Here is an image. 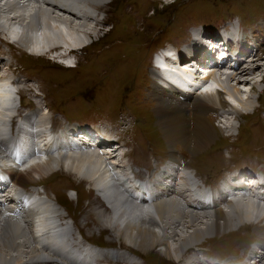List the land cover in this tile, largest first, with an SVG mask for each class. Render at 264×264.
<instances>
[{"label": "rangeland", "instance_id": "obj_1", "mask_svg": "<svg viewBox=\"0 0 264 264\" xmlns=\"http://www.w3.org/2000/svg\"><path fill=\"white\" fill-rule=\"evenodd\" d=\"M99 3L104 12L102 16L104 21L99 23L97 18V23L85 24L87 27L83 26L81 30L91 32L90 38L80 47V44L70 47L74 51L82 50L77 55V67L73 69H64L59 65H56L57 68L53 65L45 67L46 64L59 58L58 49L54 45L50 47L52 51L31 55L25 64L23 59L27 56H23L16 64L23 70L34 73L35 81L43 82L40 89L43 90L46 103L48 104L49 98L51 107L55 111L65 112V116L61 114L58 116L64 119V117H75L72 114H77L81 120L86 118L89 121H109L119 130L118 134L130 140L132 148L135 147L134 151L137 149L135 158L141 163L151 166L155 159L158 163L163 162L170 159L171 154L175 152L176 162L187 163L189 166H184H188L189 170L191 167L195 169L197 174L212 186L213 183L218 184V180L226 174V169L231 168L232 165L239 166L251 160L250 158L252 160L248 163L264 161V94L259 95L257 101L260 106L256 104L255 110L241 112L237 121L233 118L227 119L230 125L233 124L232 122L237 125L230 131L223 127L222 120L221 122L215 120L217 116L215 114L217 111L219 113L221 108L209 111L207 116L217 129V135L212 139L210 147L206 146L205 149L194 152L181 143L174 147L169 146L157 123L156 113L162 110L161 103L170 104V102L164 100L156 103L150 90L155 84L150 68L154 50L169 41L181 44L187 40L192 26H199L202 23L217 27L230 22L238 23L240 19L245 29L251 28L250 31L256 32L259 41L264 43V0H109ZM57 14L59 13H55ZM11 15L1 13L0 18ZM28 17L30 19V15L25 19L27 20ZM227 18L228 21H225ZM72 24H78V21ZM89 26L91 28H88ZM92 27L100 33L94 34ZM60 45L68 48L66 45ZM255 46L262 47L257 53L264 58V44ZM94 52H96L95 56H93ZM259 62L261 64L257 65V73L246 75L248 80L244 84L232 80V84L239 85L243 98L255 81L260 83L259 88L264 86L262 78L264 60ZM30 63L39 68L32 69ZM246 64V62L242 65L239 63L238 66L243 67ZM234 77L238 78L237 75ZM222 78L226 77L222 76ZM259 88L256 92L254 89L251 91L258 93ZM223 108L230 110L226 105ZM86 111L93 113L84 117ZM192 112V110L188 111L190 117L193 116ZM237 131L236 136L227 135L228 132ZM245 138L249 140H244ZM238 142L241 145H238ZM121 155L125 157L127 153L122 151ZM122 161L127 163L124 158ZM17 175H20L18 178L21 185L44 182V186L48 187L49 196L52 197L50 199L63 211L66 221L76 222V234L80 229L89 241L99 246L126 245L117 240L108 228H101L103 221L97 212L111 211V209L103 202L97 191L78 175L65 170H56L36 182L28 181L22 172L15 177ZM53 179L56 182L51 183ZM216 211L222 212L223 215L228 210ZM178 223H175L179 233L175 237L177 240L180 235L190 230L189 227H180ZM67 227L66 225L65 231L68 233L70 230H67ZM25 232H29L28 229L25 228ZM258 233L255 225L246 227L245 223L240 222L232 229L205 237L202 245L214 256L239 255L244 245L252 238L255 241ZM109 235L111 238L108 237ZM175 238L170 239L171 243L175 244L173 247L178 244ZM131 249L138 255H133L132 260L138 261L139 264H191L186 261L187 255L194 250L193 247L189 248L180 260L174 261L161 254L159 247L147 253L137 251L135 248Z\"/></svg>", "mask_w": 264, "mask_h": 264}, {"label": "bare ground", "instance_id": "obj_2", "mask_svg": "<svg viewBox=\"0 0 264 264\" xmlns=\"http://www.w3.org/2000/svg\"><path fill=\"white\" fill-rule=\"evenodd\" d=\"M100 1L109 0H46L47 4L52 6L51 8H44L39 5L35 7L33 14H31L33 9L23 11V13L16 10L14 13L17 14L9 17L2 16L0 21L8 26L12 34L14 31L18 35L20 33V41L22 42L19 45L22 48L31 47L33 53L40 55L45 51H52L50 47L53 45L59 50L62 48L60 44L66 45L68 48L80 44V47L85 40H88L91 32L81 30V28L86 26L85 24L97 23L98 19L100 21L98 22L102 23L104 19L89 13L85 8V3L100 11L102 10ZM12 2V0H0V5L6 6L7 12L12 13L9 11L15 4ZM60 10L63 13L55 15ZM29 13L30 19L29 17L27 20L24 19V16ZM72 16L76 18H72ZM74 21H78V24H72ZM92 32L98 34L99 31L92 27ZM245 42L243 37L242 43L245 44ZM213 44L212 48L215 46ZM256 44L263 45L264 43L257 41ZM258 49L261 50L262 47L254 46V49L246 47L242 60L247 64L243 67L238 66L239 62L234 65L230 61H226L221 67L212 68L213 74L217 70L227 68L228 75L225 79L221 78L227 86L224 93L185 97L173 91L165 92L158 87L157 83L154 84L151 93L156 97V103H161L164 100L170 102V104L161 103L162 110L156 113L157 123L169 146L174 147L181 143L194 152L201 151L206 146L210 147L212 139L217 135V129L210 122V117L207 116L209 111L226 105L227 109L230 108L229 111L234 114V118L236 117L237 119H235L238 120L241 112L255 110L256 103L250 99L244 100L239 85H234L232 82H243L244 84L248 80L246 75L249 76L256 72L257 65L261 64L259 61L264 60L263 56L257 53ZM165 64L162 62L163 66ZM0 68L11 69L12 65L0 60ZM235 75L238 76L237 79L234 77ZM170 76L173 77L172 74ZM186 76V80L178 81V83L190 88L194 87V84L199 82L202 77V75H196L190 79V74ZM262 78L264 79V76ZM259 86L260 83L255 81L251 89L249 87L248 90L254 89L256 92ZM40 91L38 94L43 92L41 89ZM20 93L23 94L21 91ZM263 94L264 92L260 95ZM46 107H49L47 103ZM240 108H244L245 111H241ZM189 110L193 111L192 117L188 114ZM41 123H48L47 115H43ZM29 135L33 137L31 138L33 150L29 153V160H33V163L25 170L9 167L7 172L11 176L22 172L30 182H36L56 170H65L78 175L93 188H98L111 207V211L99 210L97 212L103 221L101 228H108L117 240L122 241L127 246L106 247L96 245L89 241L80 229L76 235L80 242L72 244L69 237L71 231L67 233L63 226H58L53 221L54 214L51 210L56 204L50 199V204L46 208L42 196L35 202V206L39 207L40 210H36L31 218L27 212L24 216L27 222H23L24 218L18 217L14 211L17 204H13L10 212L9 208L5 206L6 203L4 204L5 201L12 203L21 198L18 192L13 191L12 188L15 185L11 183L4 184L3 190L0 191L3 192L0 193V199L4 197L0 200V264H112L113 262L132 264L134 262L132 256L137 254L131 248L147 253L156 247H159L160 253L165 257L176 261L180 260L189 248H198L205 237L212 234L218 235L220 232L232 229L236 224L253 218L256 212L260 211L253 201L240 200L237 204L231 205L233 212L228 210L223 215H221L222 212L218 213L216 210L196 211L197 207L201 205L200 203L195 206L191 205L193 210L186 212L179 200L182 192L178 191V198L175 196L177 190H181L180 183H187L188 181L186 178L188 166L185 168L184 165V168L177 169L174 173V185L180 187L173 189L172 196L166 200L157 194L154 207H144L135 201V199L141 201L142 189L140 188L141 193H137L133 189H138V186L130 181L128 174L126 173L127 179L118 174L120 168L126 164L120 158L123 151L122 146H119L115 151L112 150L108 155L99 152V150H83L82 147L85 148V144H81V148L69 146L67 149L65 146H60L55 150L50 142L41 147L43 138L41 139L39 133ZM29 135L25 141L26 148H29ZM107 136L109 138L114 137L109 133ZM9 149L12 151L7 135V122L0 121V159L5 163H13L17 167L22 166L24 161L9 157ZM45 156H47L46 159ZM169 160L179 165L176 162L175 152L171 154ZM168 176L172 177L171 175ZM227 183L229 184L230 181L228 180ZM27 202L29 204V198H27ZM57 203L59 202L57 201ZM22 208L23 206H20L19 210ZM177 222H179L180 227L190 228L184 235H180L178 240L175 238L179 234L175 225ZM24 227L29 232H25ZM108 237L111 238L110 235ZM172 238L178 241L176 247H173L175 244L173 245L170 241ZM262 244L264 245V242Z\"/></svg>", "mask_w": 264, "mask_h": 264}]
</instances>
